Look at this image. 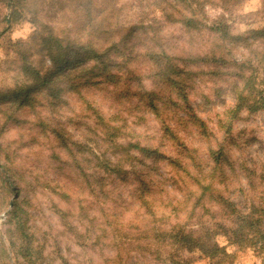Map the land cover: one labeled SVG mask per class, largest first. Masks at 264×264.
Returning <instances> with one entry per match:
<instances>
[{
	"label": "rangeland",
	"instance_id": "rangeland-1",
	"mask_svg": "<svg viewBox=\"0 0 264 264\" xmlns=\"http://www.w3.org/2000/svg\"><path fill=\"white\" fill-rule=\"evenodd\" d=\"M35 3L43 8L39 25L28 18L8 22L10 11L0 3V264H264V232L259 226L248 236H256V244L231 243L224 233L217 235L227 254L213 258L179 249L164 235L165 227L177 220L187 227L206 225L218 231L215 222L228 219L222 198H200L202 185L211 184L213 192L233 200L237 211L249 212L252 202H264V107L252 104L258 108L252 110L247 104L239 116L231 115L244 75H256V87L264 93V39L238 36L264 26V0H243L226 13L232 39L225 53L232 61L249 60L240 72L229 63L191 57L215 48L218 37L212 24L223 13L217 0H205L204 11L185 0H115L110 6L92 0L101 9L96 13L101 27L90 37L100 45L124 38L133 23L147 25L134 37L129 35L118 50L111 47L109 56L115 62L110 71L124 78L88 74L72 83L81 64L52 76L51 86L63 88L59 94L42 89L15 97L11 90L31 81L25 64L41 65L44 48L41 51L33 41L38 36L32 37L36 27L72 40L89 31L76 0ZM192 11L205 24L188 31L180 19ZM147 49L178 57L177 78L188 106L170 81L151 74L159 62L147 56ZM150 91L158 95L151 94L161 116L150 107L144 93ZM162 121L176 136L167 135ZM129 142L157 153L142 154L138 148L131 151L136 155L132 159L121 147ZM97 145L106 155L133 163L120 174L101 172L103 191L100 183L86 177L89 168L85 174L73 163L77 157L83 167L91 166L89 153L92 147L98 150ZM144 198L147 204L142 206ZM15 201L20 228L19 220L12 218ZM137 226L145 235L125 236L137 233Z\"/></svg>",
	"mask_w": 264,
	"mask_h": 264
},
{
	"label": "trees",
	"instance_id": "trees-1",
	"mask_svg": "<svg viewBox=\"0 0 264 264\" xmlns=\"http://www.w3.org/2000/svg\"><path fill=\"white\" fill-rule=\"evenodd\" d=\"M113 1V2H111ZM188 2V4L192 5L193 3H198L200 7H202L204 11V4L205 0H185ZM218 3L216 4L222 9V12L216 21L213 22L212 27L216 29L218 40L216 41V44L214 47H210L208 51H204L202 54L197 56H191L192 59L196 60H203L205 62H223V63H229L230 65H233L235 67V70L239 69L246 65L249 60H242L240 62L238 61H232L229 59L227 53H225L226 42L230 39H232L231 35V23L228 22V17L226 16V13H232L236 6L241 3L243 0H217ZM35 2H41V0H0L1 4H4L5 7H7L10 11L8 18V22H12L14 20H19L20 18H28L30 22L39 25L40 22L38 20V16L40 12L43 10V8L37 6ZM115 0H105V3L107 5H114ZM42 4H40L41 6ZM76 7L78 9L80 8L82 10V14L84 15L85 19L87 20L86 26L88 33L83 34L79 36L78 39H69L67 36L63 37L61 35H53V34H46L45 31H37L38 28L36 27L34 31V36L37 37L35 40H33L35 43L38 42V45L41 48V51H43L42 56L40 57V64H34L33 62L29 61L28 58H26L29 62H27L24 66L25 75L29 76L31 78V81L26 83L25 85H22L18 88H15L11 90L15 97L19 96H26L29 95L31 92L34 91H42V89H48L49 91H52L53 94H59L63 88L61 86H55L52 87L51 83L54 81L52 80L53 75H61L66 73L68 69H74L76 70L79 65L82 64V68L78 69L76 74L72 76V83L73 80H77L76 78L81 77H87L88 74L91 75H101L103 73H107L110 76H117L118 79H123V73L116 72L111 73L110 67L114 65L115 59H111L109 56V52L111 49L115 48V50H118L120 46L126 45L128 42V39L130 36L134 37L135 34H137L138 28L147 27L146 24L137 25V23L131 24L127 32L125 33L124 38L118 39V41H114L113 43L107 45H104L103 43L100 45L99 42H97L95 39L90 37L91 33H94L95 29L97 30L98 27H101V23L96 21V13L100 12L101 9L97 8L93 3L92 0H76ZM79 9V10H80ZM163 10H166L165 7ZM180 21L182 22V26L190 31L192 28L200 29L204 26L205 22H202L200 18H197V16L191 12V14H184L182 15ZM43 27L49 28L47 24L42 25ZM142 26V27H141ZM50 29V28H49ZM102 32V30H100ZM257 35V37H260L263 41L264 39V26L258 29H250L246 31L242 35H238L239 38L243 39L244 36L251 37L250 35ZM130 35V36H129ZM153 36L156 35V33L152 34ZM129 36V37H128ZM128 38V39H127ZM33 39V38H32ZM110 39V38H109ZM127 39V40H126ZM157 39V38H156ZM237 39V38H236ZM254 39V38H252ZM108 40V39H107ZM220 41V42H219ZM218 42V43H217ZM106 46V47H104ZM114 46L113 48H111ZM225 49V50H224ZM264 51V50H263ZM147 56H149L151 59L154 58L155 61L159 62L157 63L156 70L152 71V75L155 77H162L168 82L171 88L176 87L179 90L180 96L178 99L183 100L185 105L188 106V96L185 94L181 87V80L177 78L179 76L178 72H181V69L179 65L177 64V61H175L178 57L177 56H171L169 53H165V51H160L159 53L150 54V50L147 49L146 51ZM136 54L139 56L141 55L136 51ZM148 57V58H149ZM93 59V61H92ZM183 59V58H182ZM187 61H191L190 58H185ZM184 60V61H185ZM53 69V70H51ZM44 70V71H43ZM237 74V73H236ZM107 75V76H108ZM246 79L243 82V88L239 92L238 91V102L236 103V109L231 112V115L233 114L236 116L239 112L243 109L244 105H249L250 107H253L252 104L262 103V105H258L259 107H264V93L263 91L259 90L256 86L255 78L256 75H250L245 76ZM252 77V79H251ZM62 78V76H60ZM81 80V79H80ZM58 85V83H57ZM73 86V85H72ZM177 90V91H178ZM258 90V91H257ZM148 97H150L151 105L150 107L159 108L158 103H156V100L152 98L151 94L153 96H158L157 94H154V92H144ZM5 95H8L11 93H3ZM32 95V94H31ZM171 94L168 96V100H170ZM253 97V99H251ZM161 100V98H159ZM173 100V99H172ZM31 102H36L35 98L31 100ZM191 108V107H190ZM257 106L253 107L252 110L258 109ZM156 114L158 116H161L160 113L155 109ZM176 115V113H174ZM178 116V115H177ZM190 117H193V115L190 114ZM231 118V116H230ZM232 121V120H231ZM231 121L226 125L229 127L231 126ZM163 122V126L168 133L167 135L169 137L176 136L173 130L171 129V125L166 124L165 121ZM41 124L44 125L42 122ZM59 135V134H58ZM60 136V135H59ZM62 137H60L61 140ZM61 143L64 145H69V143H65L61 140ZM74 144V143H73ZM98 150L94 147L88 148L90 150L89 157L91 159L93 158L94 162L91 166L83 167L82 162L80 160H77V157L74 158L75 167L79 170H81L82 173L85 172V168H89L90 172L86 175L88 180L97 181L94 183H100L101 190L103 191V176L100 174L101 172L106 173H119L120 171L124 170L126 166L128 168H131L133 166V163H123V157H111L106 155V150H104L102 147L100 148L99 145H97ZM122 150L129 156L132 157V159L136 158V155H134L132 152H135L136 149L139 148L140 153L147 154V155H155L157 153L156 150H152L149 148L141 147L138 144L129 142L127 145H122ZM103 149V150H102ZM189 149V148H188ZM187 150L188 153L190 151ZM108 150V149H107ZM117 150V149H116ZM98 151L100 153L97 154ZM118 151V150H117ZM75 152V153H74ZM80 151H73L75 156ZM113 153H116L115 151H112ZM160 153H158L159 155ZM220 156L224 154L223 150L219 152ZM170 163H172V160L169 159ZM179 161L176 160V164ZM196 164V163H195ZM102 166V167H101ZM127 168L126 171H129ZM5 170H8L7 166H4ZM126 173V172H125ZM90 175V176H89ZM11 174H8L7 177L11 178ZM90 177L92 179H90ZM144 183V187L146 185V182ZM201 190L200 198H203L205 195L208 194L209 202L216 201L218 202L220 198H222L221 204L222 209L224 212L227 213L225 218H228L227 220H222L221 222L216 221V226H219L218 231H211L212 229L208 226L204 227H187L184 224H181L180 220H177L175 223H171L169 226L165 227L168 229H165V236H168L169 239H171V243L176 244L179 249H187V251L190 252H199L201 255H204L206 257H217L218 255L227 254L226 253V246L220 245L217 240L215 239L217 235L224 233V235L227 236V238L230 240L231 243H239L240 245H245L244 242H248L250 244H256L259 240L258 238L251 237L248 238V236L251 234V232L254 230V227L259 226V230L263 233L264 232V202L259 201V205H254L252 202V207L249 212H243V211H237V209L234 206V201H230L229 199H225L222 197L220 193L213 192V187L211 184L202 185L199 187ZM11 190V189H10ZM199 190V189H198ZM147 200L144 198L143 201L141 199L140 204L146 203ZM257 206V207H256ZM13 207L15 208L12 210V218H16L19 220L20 215H18L17 210V203L16 201L13 203ZM196 207V206H194ZM85 209V207L82 206V210ZM145 209H149L147 206ZM231 210V211H230ZM177 211V209L173 208L172 212ZM151 212V211H150ZM258 213L259 218H254V214ZM150 219H147L149 221ZM229 220V223H228ZM155 222V221H154ZM19 228L21 227V221L18 222ZM144 226H148V223L144 224ZM203 229V230H201ZM144 229L137 226V233L131 234L126 233V237H129L130 239L135 238L134 236H142L144 234ZM145 235V234H144ZM156 236H163L162 234H157ZM264 236V235H263ZM253 240V241H252ZM252 241V243H251ZM3 251L6 249L5 246L2 244Z\"/></svg>",
	"mask_w": 264,
	"mask_h": 264
}]
</instances>
